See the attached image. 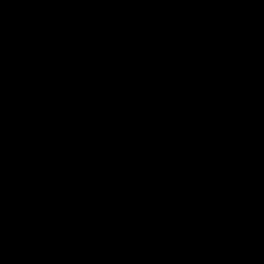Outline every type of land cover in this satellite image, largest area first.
I'll use <instances>...</instances> for the list:
<instances>
[{
    "label": "water",
    "instance_id": "1",
    "mask_svg": "<svg viewBox=\"0 0 264 264\" xmlns=\"http://www.w3.org/2000/svg\"><path fill=\"white\" fill-rule=\"evenodd\" d=\"M0 264H264V0H0Z\"/></svg>",
    "mask_w": 264,
    "mask_h": 264
}]
</instances>
